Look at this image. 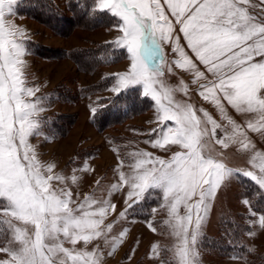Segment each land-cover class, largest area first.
Instances as JSON below:
<instances>
[{
  "label": "snow or ice",
  "instance_id": "obj_1",
  "mask_svg": "<svg viewBox=\"0 0 264 264\" xmlns=\"http://www.w3.org/2000/svg\"><path fill=\"white\" fill-rule=\"evenodd\" d=\"M16 3L17 0H0V198L6 201L0 211L23 226H17L12 219L0 220V224L6 225L0 235H8V243L18 245L0 248L10 256L9 260H0V264H101L98 247L78 251L75 246L80 242L88 245L94 240L108 243L107 231L112 225L106 231L104 217L115 205L103 201L104 206L89 211L85 204L91 207L98 203L89 198L75 209L70 207L75 203L72 192L53 188L50 183L63 177L51 175L52 165L47 167L49 174L44 175L28 143V137L39 126L30 117L42 109L37 108L38 101L24 99L35 94L33 88L25 87L23 78L22 57L26 49L20 40L24 32L5 21L6 14H14L12 6ZM165 3L175 25L161 0H99L100 10L111 12L123 22L120 29L123 34L116 43L131 54L130 70L117 77L112 90L120 92L132 85H143V95L160 105V119L173 120L177 125L175 130L167 128L154 141V146L170 143L181 145L185 150L176 152L167 162L142 153L143 158L134 164L136 174L131 181L121 171V183L112 187L119 190L128 185L131 188L121 217L126 216L127 208L143 200L149 189L163 190L169 215L176 220V234L181 238L176 253L178 264H196L194 245L208 213L207 201L233 176V170L203 154L206 145L201 143V137L207 134V129L201 128V119L191 105L161 104L156 84L157 75H162V71L159 68L153 71L148 60L156 59L160 41H174L172 52L178 54L175 61L178 67L194 72L198 81L206 78L196 63L198 60L211 74L212 80L201 85L200 95L204 100L211 101L221 114L226 113L222 100L237 113L256 114V121H249L247 128L264 133V22L241 6L248 0H165ZM176 25L195 60L181 46L180 37H174ZM169 104H172L170 98ZM204 116L211 124L213 135L223 128L227 139L240 142L245 149L254 147L244 128L230 116L225 114L224 118L231 125V134L207 111ZM216 143L228 147L225 139H218ZM149 164L152 166L147 167ZM260 171L264 173V166ZM242 174L264 188V176L258 177L251 171ZM193 197L199 199L193 202ZM181 205L186 209L185 216L179 214ZM260 224L264 226V216L260 217ZM125 235L126 231L120 234V242ZM66 242L73 247H65Z\"/></svg>",
  "mask_w": 264,
  "mask_h": 264
},
{
  "label": "rangeland",
  "instance_id": "obj_2",
  "mask_svg": "<svg viewBox=\"0 0 264 264\" xmlns=\"http://www.w3.org/2000/svg\"><path fill=\"white\" fill-rule=\"evenodd\" d=\"M20 1L22 0H17L12 6L14 14H6L5 21L16 25L24 32V37L20 40L26 49L22 57L25 62L23 78L25 87L33 88L35 92L34 96H25L24 99L28 102L38 101L37 108L42 109L30 117L38 121L39 126L33 135L28 137V143L44 175L49 174L47 167L52 165L51 175L63 177L60 181L53 180L50 183L53 188H64L72 192L75 203L70 207L75 209L89 198L98 201L91 207L85 204L86 210L89 211L104 206L103 201L115 205V209H109L104 217L105 230L107 231L108 225H112L111 230L107 231L108 243L104 240H94L88 245L80 242L75 249L92 251L98 247L102 255L101 264H178L176 253L181 238L176 234L177 229L174 227L176 220L169 215V207L163 199V190L149 189L143 200L127 208L126 216L121 217V213L126 211L125 201L131 188L128 185H123L119 190L112 187L121 183V171L131 181L136 174L134 164L143 158L142 153H150L152 157H159L167 162L176 152L185 151L181 145L170 143L163 147L154 146V141L161 138L167 128L171 127L174 130L177 128L175 121H162L160 105L148 96L153 105L147 110L132 114L120 123L101 129L93 123V115L104 102L103 98L113 97L119 93L112 90L117 83V77L131 68V54L116 43L123 34L120 30L123 22L107 10L103 11L109 15L96 18L94 14L102 11L98 8L99 0H87L90 16L99 19V22H95L96 25L92 21L89 23L92 26L89 24L71 26L63 23L55 30L40 20L20 14L18 11ZM50 1L68 17L72 14V2L77 0ZM161 3L175 25L165 0H161ZM241 6L258 21L264 22V0H248L247 4ZM175 36L180 37L181 46L185 47L188 55L195 60L194 54L187 48L183 34L179 31V25L175 26ZM105 43L122 50L126 56L98 64L91 70H83L73 58L62 55V51L97 48ZM173 43L174 41H160L156 49L158 53L156 59L148 60V65L153 71L158 68L162 71V75H157L156 84L161 104L168 107L176 104L191 105L201 119V128L207 129V134L201 137V143L206 145L203 154L225 163L233 170V176L220 186L210 201H207L208 213L202 221L194 245L196 264H264V226L260 224V217L264 216V201L255 203L246 195L248 185L243 181L244 178H251L242 174L251 171L258 177L264 176L260 171L264 166V133L252 132L247 128L249 121H256V114L237 113L227 101L222 100L226 109L225 114L244 128L247 138L252 141L254 147L245 149L240 142L234 143L227 139L223 128L217 129L213 135L211 124L204 116L205 111L218 124L227 128L229 134L232 128L227 124L225 114H221L211 101L204 100L200 95L203 91L201 85L212 80V76L198 60L196 63L199 69L205 72L206 77L198 81L194 72L178 67L175 61L179 57L177 53L172 52ZM256 59L259 60L260 57ZM96 84H101L102 87L92 92L91 87ZM131 88H138L143 94V85H132L121 91ZM169 98L172 101L171 105ZM56 114L70 116L64 119L63 134L51 126ZM218 139H225L228 147L217 144ZM240 139L243 138L238 137V140ZM62 151L65 159L60 169L56 166L60 162ZM73 177L76 178L75 182ZM256 185L264 194V188L257 183ZM198 199L199 197H193V202ZM143 203L145 207L142 209L140 204ZM4 206L6 201L0 198V208ZM179 214L186 215L183 205L179 208ZM3 219H12L17 226H23L10 215L5 217L0 211V220ZM194 220L195 216L193 223ZM227 220L240 225V243L244 245L245 251L225 253L220 248L213 247L212 241H207L211 238L231 241L226 226ZM125 231L126 235L120 242V234ZM9 239L8 235L5 240L0 239V248L18 246L16 243L9 244ZM65 247L71 249L73 246L66 242ZM9 259L8 253L0 251V260Z\"/></svg>",
  "mask_w": 264,
  "mask_h": 264
},
{
  "label": "trees",
  "instance_id": "obj_3",
  "mask_svg": "<svg viewBox=\"0 0 264 264\" xmlns=\"http://www.w3.org/2000/svg\"><path fill=\"white\" fill-rule=\"evenodd\" d=\"M90 1V0H88ZM87 0H77L72 2L71 16H66L64 13L54 7L50 0H22L18 4V11L22 15H27L34 19L40 20L47 24L49 27L57 30L61 24L68 23L71 26L74 25H88L91 21L99 22L102 15H109L108 12L98 11L95 16H90L89 2ZM99 16V17H98ZM111 16V15H110ZM92 26V24H89ZM67 55L73 58L78 66L83 70H91L98 64H102L107 61H114L122 58L124 55L120 49L113 48L107 43L97 48H78L68 52L62 51V55ZM121 55V56H120ZM101 84H96L91 87L92 92L101 88ZM103 103L96 110L93 115V123L97 128L101 129L106 126H111L116 123H120L128 116L142 112L152 107L153 101L144 96L140 89L131 88L119 92L113 97L103 98ZM69 115H54V120L51 123L52 128L59 129L63 134L64 119L69 118ZM244 183L248 185L246 195L249 196L255 203L264 201V194L259 191V187L249 178H244ZM140 206L145 207L144 203ZM138 205V210L140 209ZM228 232L231 236V241L226 242L224 238H211L207 241L213 242V247L219 249L222 252L230 253L233 251H245L244 245H241L240 238V225L232 220L226 221ZM6 226L0 224V231L4 230ZM7 235H0V239L5 240ZM4 238V239H3ZM1 241V242H2Z\"/></svg>",
  "mask_w": 264,
  "mask_h": 264
},
{
  "label": "crops",
  "instance_id": "obj_4",
  "mask_svg": "<svg viewBox=\"0 0 264 264\" xmlns=\"http://www.w3.org/2000/svg\"><path fill=\"white\" fill-rule=\"evenodd\" d=\"M68 155H69V153H68ZM65 156H64V153H63V151H62V153H61V157L59 158V160H60V162H59V164H58V166H56V168H62V162H63V160L65 159L64 158ZM68 157V156H67ZM55 164H57V162L55 163Z\"/></svg>",
  "mask_w": 264,
  "mask_h": 264
}]
</instances>
